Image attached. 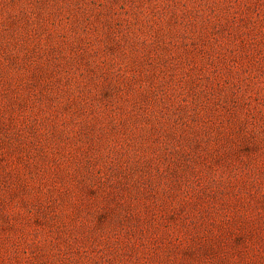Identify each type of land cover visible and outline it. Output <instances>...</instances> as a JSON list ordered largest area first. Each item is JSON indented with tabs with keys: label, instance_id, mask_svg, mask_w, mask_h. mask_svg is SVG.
Segmentation results:
<instances>
[{
	"label": "rangeland",
	"instance_id": "1",
	"mask_svg": "<svg viewBox=\"0 0 264 264\" xmlns=\"http://www.w3.org/2000/svg\"><path fill=\"white\" fill-rule=\"evenodd\" d=\"M0 264H264V0H0Z\"/></svg>",
	"mask_w": 264,
	"mask_h": 264
}]
</instances>
